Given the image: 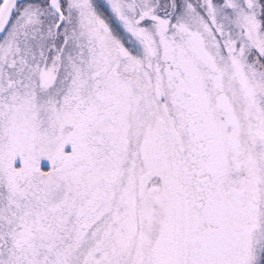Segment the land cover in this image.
Wrapping results in <instances>:
<instances>
[{
  "label": "snow or ice",
  "instance_id": "1",
  "mask_svg": "<svg viewBox=\"0 0 264 264\" xmlns=\"http://www.w3.org/2000/svg\"><path fill=\"white\" fill-rule=\"evenodd\" d=\"M0 264H264V0H0Z\"/></svg>",
  "mask_w": 264,
  "mask_h": 264
}]
</instances>
